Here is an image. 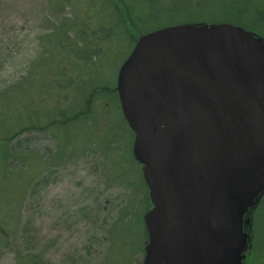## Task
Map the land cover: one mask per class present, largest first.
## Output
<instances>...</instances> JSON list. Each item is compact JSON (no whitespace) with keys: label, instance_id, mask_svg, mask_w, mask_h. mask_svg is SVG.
<instances>
[{"label":"rangeland","instance_id":"obj_1","mask_svg":"<svg viewBox=\"0 0 264 264\" xmlns=\"http://www.w3.org/2000/svg\"><path fill=\"white\" fill-rule=\"evenodd\" d=\"M135 1L139 34L178 22L228 21L215 7L194 8L206 0ZM107 19L113 25L115 13L103 0H0V192L12 199L0 202V264H143L148 193L115 91L118 68L133 47L126 31L118 30L107 43L111 50L86 70L71 63L78 81L91 77L99 88L91 104L71 89L63 102L55 99L66 96L68 79L60 67L65 55L55 49L64 43L54 39L58 45L51 46L49 35L61 31L73 40L79 27L86 52L97 55L104 39L97 28ZM89 105L92 116L59 121ZM64 106L72 109L61 118L56 109ZM15 174L20 178L6 179ZM261 199L247 264H264Z\"/></svg>","mask_w":264,"mask_h":264},{"label":"water","instance_id":"obj_2","mask_svg":"<svg viewBox=\"0 0 264 264\" xmlns=\"http://www.w3.org/2000/svg\"><path fill=\"white\" fill-rule=\"evenodd\" d=\"M118 69L151 204L143 264H246L264 194V38L226 21L167 25Z\"/></svg>","mask_w":264,"mask_h":264},{"label":"trees","instance_id":"obj_3","mask_svg":"<svg viewBox=\"0 0 264 264\" xmlns=\"http://www.w3.org/2000/svg\"><path fill=\"white\" fill-rule=\"evenodd\" d=\"M132 1V0H131ZM130 0H103V2H106L109 6V9L115 13V19H114V23L113 25L109 24L108 19L105 22H101L99 23L98 26V35L101 36L102 38H104L101 42V48L99 49L98 54H88L86 52V38L82 37L81 35L78 34V28H76L73 37V40H68L67 36L65 35V37L61 34H59L61 31H57L54 32V34H50L49 35V39H50V45H58V39L60 41H62V43H64V45L59 46V47H55V49H57L58 51H60V49L62 50V53L65 55V60L66 63H63L60 65V67L63 69V71H65L67 73V83H65V94L66 96H62L61 94L56 96L55 99H59L61 102H63V100L67 99L68 96L70 97L69 94V90L71 89V92H74L75 90H77V93H79L85 100L87 103L91 104V101L94 100L96 98V96L98 95L97 91L99 90V88H97L96 86L92 85L91 77L90 78H86V77H82L80 78V80L78 81L76 79V76H78L79 72L77 70H75L76 67H73L71 65V63H77L76 65L78 66H83L84 70H86L87 68H89V65L92 64L93 62L97 63L98 61H100L101 59V55H106V53H108L112 47H109V45L107 44L109 40L114 38H118L119 37V33L118 30H123L126 31V33L130 36L132 44L134 43V41L138 38V36L140 35L139 32H137V25L134 22V18L133 16L131 17V14H135L136 11H138L137 9H139L141 3L140 2H131ZM238 1H233V0H206V1H200V2H196L194 4V8L197 9V11L199 12L201 9H212V7H215L216 9H218L219 11L224 13V19L228 20V22L231 23H236L241 25L242 27H244L245 29H251L254 32H256L257 34L261 35L264 38V0H241V3L239 5H237ZM98 8V6H96ZM96 7L93 6L90 8V11H95ZM200 7V8H199ZM182 10H186L189 11L190 9L185 7H181ZM89 14V13H88ZM95 14L100 18L102 16L106 17V13L104 12H100V9H98V11L95 12ZM199 14V13H197ZM90 15V14H89ZM107 18V17H106ZM214 18V17H212ZM113 29V30H112ZM115 32V34H114ZM58 34V35H56ZM61 35V36H59ZM57 40V42H54L53 40ZM80 40V45H78V41ZM65 48L68 49V52H66ZM55 51V50H54ZM99 55V56H98ZM69 68H71L77 75H73L72 72L69 70ZM78 68V67H77ZM84 82L87 86V84H89L87 87H83V83ZM83 84V85H82ZM82 86L84 89H86L87 93H83L81 91H79V86ZM60 86H63L62 84H60ZM58 86V87H60ZM34 88V86H33ZM107 92L110 93V89L109 87H107ZM36 93L38 95V97H43V93L41 90L37 89ZM72 95V94H71ZM33 96V95H31ZM70 99V98H69ZM57 107V106H56ZM72 109V107L69 106V108L67 109L66 106H64L63 110H60L59 108H57L56 110H59L60 112V117L63 118V116L66 115L67 111ZM75 111V110H74ZM93 111L91 106L89 105V107H87L86 109H83L82 111H80V113L76 112L74 114H72L68 119L67 117L64 118V120H59L60 122H66L69 120H78V118L81 115H84L85 117L88 116H92ZM57 120V121H58ZM56 121V120H54ZM19 174H15V176H8L6 177V179L8 178H20L18 177ZM21 176V175H19ZM23 190H19V192L17 193L16 197L18 196V194H22ZM2 193L0 192V202L5 204H9L10 201H12V199L7 196L1 195ZM10 200V201H9ZM146 204V203H145ZM148 207H150L151 204H149V201L147 200V204ZM29 264V263H27ZM30 264H44V263H39L38 261L31 260Z\"/></svg>","mask_w":264,"mask_h":264}]
</instances>
